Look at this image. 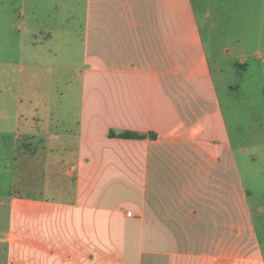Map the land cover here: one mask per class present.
Instances as JSON below:
<instances>
[{
  "label": "crops",
  "instance_id": "crops-1",
  "mask_svg": "<svg viewBox=\"0 0 264 264\" xmlns=\"http://www.w3.org/2000/svg\"><path fill=\"white\" fill-rule=\"evenodd\" d=\"M39 2L31 21L46 20ZM57 2L49 20L82 28L80 94L78 79L55 99L20 94L22 79L0 94V134L26 151L21 184H39L11 196L0 264H264L193 0ZM230 31L221 53L264 65V0L256 30ZM123 133L145 138L111 136Z\"/></svg>",
  "mask_w": 264,
  "mask_h": 264
},
{
  "label": "rangeland",
  "instance_id": "rangeland-1",
  "mask_svg": "<svg viewBox=\"0 0 264 264\" xmlns=\"http://www.w3.org/2000/svg\"><path fill=\"white\" fill-rule=\"evenodd\" d=\"M57 1L40 0L39 8L46 15V20L35 22L31 18L35 14L32 9L37 0H25L24 5V0H0V13L4 5L12 10V20L7 26L11 32L9 38L14 42L11 52L12 45L7 50L0 37V94H16V79L25 81L24 85H20L19 93L26 96L55 99L61 94L60 90H66V86L59 83L61 79H78V86L75 85L74 89L77 95L80 94V70L84 68L81 66L82 28L80 23H74L73 26L70 22L49 20V15L55 17L54 6ZM193 3L207 42L212 74L243 183L251 193L248 201L256 236L264 252V65L261 62L257 64L253 58L247 59L248 66L245 68L236 65L240 63L241 57L221 53L225 45L233 49L236 45L234 39L228 36L229 32L226 35L220 33L221 29L226 28L232 31L231 36H246L256 30L262 0H193ZM28 9H31V14L25 16L24 11ZM207 13L209 16L205 19L203 15ZM4 24H0V31L5 27ZM215 26L216 38H213ZM63 35L67 38H60ZM20 40L26 48L23 54L17 49ZM240 40L242 43L249 41L246 38ZM31 42L45 43L46 46L42 45L33 52ZM240 47L243 45L235 49ZM2 62L12 63V66L6 67ZM35 63L38 66H33ZM22 67L23 71L20 70ZM0 129L7 130L10 127L0 123ZM3 136L0 134V236L8 230L11 196L39 194L38 182H29L26 188L21 184L24 167L19 159L26 151L23 147L13 149ZM246 146L248 149L242 153L241 147ZM2 203L5 205L2 206ZM7 247L0 243V255L6 253Z\"/></svg>",
  "mask_w": 264,
  "mask_h": 264
},
{
  "label": "trees",
  "instance_id": "trees-1",
  "mask_svg": "<svg viewBox=\"0 0 264 264\" xmlns=\"http://www.w3.org/2000/svg\"><path fill=\"white\" fill-rule=\"evenodd\" d=\"M111 136H116L118 138H124V139H143L145 138L144 135H140V134H134V133H123L120 135H112Z\"/></svg>",
  "mask_w": 264,
  "mask_h": 264
},
{
  "label": "built area",
  "instance_id": "built-area-1",
  "mask_svg": "<svg viewBox=\"0 0 264 264\" xmlns=\"http://www.w3.org/2000/svg\"><path fill=\"white\" fill-rule=\"evenodd\" d=\"M128 216H131V213H128Z\"/></svg>",
  "mask_w": 264,
  "mask_h": 264
}]
</instances>
